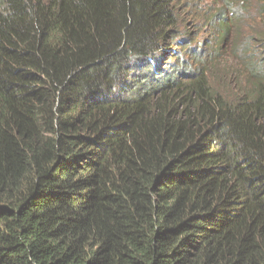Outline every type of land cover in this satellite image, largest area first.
I'll return each mask as SVG.
<instances>
[{
  "label": "trees",
  "instance_id": "trees-1",
  "mask_svg": "<svg viewBox=\"0 0 264 264\" xmlns=\"http://www.w3.org/2000/svg\"><path fill=\"white\" fill-rule=\"evenodd\" d=\"M178 22L0 0V264H264V20L227 66Z\"/></svg>",
  "mask_w": 264,
  "mask_h": 264
},
{
  "label": "rangeland",
  "instance_id": "rangeland-1",
  "mask_svg": "<svg viewBox=\"0 0 264 264\" xmlns=\"http://www.w3.org/2000/svg\"><path fill=\"white\" fill-rule=\"evenodd\" d=\"M174 4L179 20L178 34L174 41L181 42L175 49L181 48L183 55L189 49L202 50L205 53L218 52L223 58L221 65L226 66L231 64V58L235 59L240 54L235 50L238 38H254L264 20V0H174ZM230 5L238 9V14L231 26L233 37L224 38L219 35V30L214 29L210 19L219 12L224 17L230 16L227 10ZM237 35L238 38H235ZM261 39L250 41L252 47L259 52L264 49V37Z\"/></svg>",
  "mask_w": 264,
  "mask_h": 264
}]
</instances>
